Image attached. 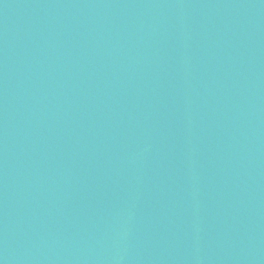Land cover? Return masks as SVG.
I'll use <instances>...</instances> for the list:
<instances>
[{"label":"water","instance_id":"water-1","mask_svg":"<svg viewBox=\"0 0 264 264\" xmlns=\"http://www.w3.org/2000/svg\"><path fill=\"white\" fill-rule=\"evenodd\" d=\"M236 0H0V264H232Z\"/></svg>","mask_w":264,"mask_h":264}]
</instances>
